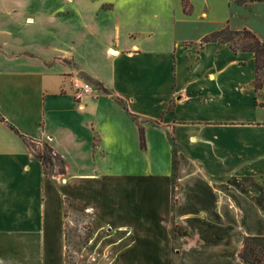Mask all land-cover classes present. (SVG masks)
Returning <instances> with one entry per match:
<instances>
[{
  "label": "crops",
  "instance_id": "0c3cea01",
  "mask_svg": "<svg viewBox=\"0 0 264 264\" xmlns=\"http://www.w3.org/2000/svg\"><path fill=\"white\" fill-rule=\"evenodd\" d=\"M186 1L0 0V264H243L264 236V86L201 44L264 43V0Z\"/></svg>",
  "mask_w": 264,
  "mask_h": 264
},
{
  "label": "trees",
  "instance_id": "16d2710c",
  "mask_svg": "<svg viewBox=\"0 0 264 264\" xmlns=\"http://www.w3.org/2000/svg\"><path fill=\"white\" fill-rule=\"evenodd\" d=\"M238 4H244L245 0H234ZM183 9L189 12V4L186 0H182ZM220 43L226 44L234 52H248L254 56L255 79L253 81V90L255 92L261 90L264 86V43L251 31L243 29L241 31H232L225 28L220 31L213 32L205 36L201 40V44ZM11 129H13L11 127ZM142 136V134H141ZM143 139L141 137V146L143 147ZM36 158L40 157L36 155ZM42 158L48 161L47 154ZM177 165L176 153L173 148L171 160V175L174 177ZM243 264H264V236H247L244 237L241 251L238 254Z\"/></svg>",
  "mask_w": 264,
  "mask_h": 264
},
{
  "label": "built area",
  "instance_id": "2783aa9c",
  "mask_svg": "<svg viewBox=\"0 0 264 264\" xmlns=\"http://www.w3.org/2000/svg\"><path fill=\"white\" fill-rule=\"evenodd\" d=\"M75 89H76V91H75V94H74V100L77 103H79L83 96L98 91L99 87L94 85V84H92V83H90V82H88V81H81V82H79L78 84L75 85ZM31 145L33 146L32 150H33V153H34L35 157H36V155H38L40 157L39 160L43 163V165H45L46 168H48V169L52 168L53 169L54 167L50 166L48 164V161H45L42 158V156L44 154H47V159L49 157L51 160H54L52 158V157L55 156L54 152L52 150L43 148L41 143L38 142V141H31Z\"/></svg>",
  "mask_w": 264,
  "mask_h": 264
},
{
  "label": "rangeland",
  "instance_id": "374dc122",
  "mask_svg": "<svg viewBox=\"0 0 264 264\" xmlns=\"http://www.w3.org/2000/svg\"><path fill=\"white\" fill-rule=\"evenodd\" d=\"M40 141H41V139H40ZM42 142V147L43 148H45L44 146H46L47 144H48V140L47 139H44V140H42L41 141ZM40 142V143H41ZM48 147V146H47ZM50 148V147H49ZM51 149V148H50ZM52 151L54 152V154H55V156L54 157H52L54 160H51L49 157H48V164L50 165V166H53V167H55V166H58V165H62L63 166V162L61 161V159L59 158V155L52 149ZM166 158H167V155H166ZM167 160V159H166ZM163 162L165 163V165L167 164V161H165V159H160V165L162 166L163 165ZM141 163V162H140ZM141 164H143V163H141ZM144 165V164H143ZM180 234V232L178 231L177 232V230L176 229H174L173 230V234L174 235H176V234Z\"/></svg>",
  "mask_w": 264,
  "mask_h": 264
}]
</instances>
